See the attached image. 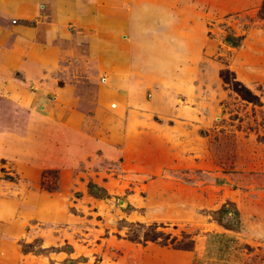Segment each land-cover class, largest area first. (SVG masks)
<instances>
[{
	"label": "rangeland",
	"instance_id": "obj_1",
	"mask_svg": "<svg viewBox=\"0 0 264 264\" xmlns=\"http://www.w3.org/2000/svg\"><path fill=\"white\" fill-rule=\"evenodd\" d=\"M262 1H167V12H183L194 43L184 48L197 54L184 60L180 48L171 61L172 74L185 70L187 92L173 77L162 85L186 115L170 129L145 112V62L116 73L73 26L71 44L44 25L31 29L56 57L38 79L5 70L3 54L20 34L12 25L35 23L0 15V264H264ZM235 80L256 98L238 93ZM147 117L164 125L147 127ZM89 182L109 196L91 195ZM225 204L239 224L219 218ZM38 226L47 240L61 237L51 246L61 253L37 256L56 252L41 251ZM152 231L157 240H146Z\"/></svg>",
	"mask_w": 264,
	"mask_h": 264
},
{
	"label": "crops",
	"instance_id": "obj_2",
	"mask_svg": "<svg viewBox=\"0 0 264 264\" xmlns=\"http://www.w3.org/2000/svg\"><path fill=\"white\" fill-rule=\"evenodd\" d=\"M110 1L0 0V15L18 16L24 21H34L35 23L33 26H23V28H16V25H12L10 30H17L20 34L16 40H13L11 46H7V51L3 54L4 69L19 70L26 80L38 79L39 73L42 71V64L46 63L48 66L56 61V57L51 56L53 52L49 51V47L44 51L43 46L38 44L36 39H31V29L33 28L34 32L36 28L44 25L51 32L59 33L65 39L67 38L71 44L74 36L72 37V32H66V30L67 27L71 29L73 26L78 32L86 33L83 40L87 38L92 53L98 61L105 63L107 56L111 57L110 66L116 73L119 72L118 69L125 70L126 67L131 70L137 69L138 63L145 62L144 66H140L141 69L144 68L145 72H139L151 86L145 112L147 115H155L168 120L166 125L169 129L177 127L186 117L182 105L176 103V100H181V98H179L180 96L176 98L172 94L170 97L171 95L167 93L168 90L164 89L162 85L168 84L169 79L173 77L176 79L175 87L178 91L185 92L187 89L185 90L182 78L186 72L183 70L181 75L172 74L173 72H170L173 65L171 61L176 59V56L178 58L180 48L184 60L187 52L191 55L193 62L197 59L195 52L186 49L193 46L194 43L190 38V33L188 35L183 27L186 20L183 12L174 14L167 12L165 6H167L168 0H130V3L126 5L122 4V0H114L120 8L111 11L110 4L107 6V2L110 3ZM43 6L46 10L41 8ZM156 16L159 17L155 18ZM155 21L159 22V27ZM78 32H75V36L78 35ZM119 33L122 34L123 40L119 38ZM57 39L59 40V37ZM170 39H173L172 43H170ZM180 42L183 43V47ZM186 44L188 47L184 48ZM1 47L3 48V46ZM124 47L127 48L124 49ZM117 48L118 50H116ZM57 49L68 50L63 47ZM118 55L123 59V62L119 60ZM135 63L137 64L135 65ZM180 94L182 96L185 93ZM173 97L175 99H172ZM136 122H133V126L137 124ZM145 125L147 127L151 125L163 126L164 123L147 117ZM24 213L28 218L32 211L25 209ZM24 227L26 233L31 231L26 227V223ZM44 232L45 230L39 226L33 230L35 235L42 236L41 246L43 248L59 244L55 238L61 239V237L53 235V239L49 237L47 240V237L43 236ZM64 242H68L67 239H64ZM0 247L2 248V244ZM59 253L61 252H50L37 256L50 257L52 254Z\"/></svg>",
	"mask_w": 264,
	"mask_h": 264
},
{
	"label": "trees",
	"instance_id": "obj_3",
	"mask_svg": "<svg viewBox=\"0 0 264 264\" xmlns=\"http://www.w3.org/2000/svg\"><path fill=\"white\" fill-rule=\"evenodd\" d=\"M259 12L264 17V0L262 1L261 5H260ZM225 41L227 43H230V44L236 46V43L233 42V37H227L225 39ZM223 78L225 80H227L226 77H223ZM232 84H233V88L238 93H240L244 98L248 99L249 101H253V98H256L255 95H253L251 93V91L249 89H247L239 81L235 80V81H233ZM88 192L91 195H93L94 197H96V198H107L109 196L105 188L99 186L98 184H96L94 182H89L88 183ZM215 212H217L219 214V218H222L224 215L228 214V215L231 216L232 220L237 222V224L240 223L239 213H238L237 209L234 208L232 211H229L228 208L226 207V204L223 205L220 209H218ZM228 224H226V225H228ZM152 227H153V229L156 228V226H154V225ZM157 238H158V233L155 232V231H152L151 235L147 234V236H146V240H151V241H155V240H157ZM130 240H134V237L131 238ZM190 243L192 244L191 240H190ZM178 247L183 248V249H190L192 247V245H188V246L187 245L186 246L178 245ZM50 250L58 252L57 248H52V247L42 248L41 251L42 252H47V251H50ZM24 252H26V251H24ZM69 262H72V260H70Z\"/></svg>",
	"mask_w": 264,
	"mask_h": 264
}]
</instances>
